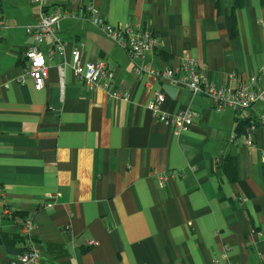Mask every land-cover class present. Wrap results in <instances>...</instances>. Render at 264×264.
I'll use <instances>...</instances> for the list:
<instances>
[{"label":"crops","instance_id":"obj_1","mask_svg":"<svg viewBox=\"0 0 264 264\" xmlns=\"http://www.w3.org/2000/svg\"><path fill=\"white\" fill-rule=\"evenodd\" d=\"M45 3L62 14L65 48L51 57V41L40 46L48 75L36 90L18 79L38 5L0 0V210L12 211L0 216V264L19 256L26 216L37 264H264V126L252 148L237 130L264 113V100L236 114L184 85L138 76L128 52L80 15L92 5L115 28H149L158 43L146 67L192 58L211 83L235 88L264 62V0ZM79 44L82 61L103 60L126 98L89 90L73 74ZM158 92L162 112L201 118L174 134L152 116ZM230 155L234 176L223 166Z\"/></svg>","mask_w":264,"mask_h":264},{"label":"built area","instance_id":"obj_2","mask_svg":"<svg viewBox=\"0 0 264 264\" xmlns=\"http://www.w3.org/2000/svg\"><path fill=\"white\" fill-rule=\"evenodd\" d=\"M33 1L37 3L39 8L38 17L34 24L25 26V33L31 38L33 45L25 53L23 69L18 81L23 82L27 78H31L34 88L40 90L44 86L48 75L45 56L40 50V46L48 40L51 41L52 47L49 55L52 57L55 54L63 53L65 42L58 36L62 18L60 11L57 9L48 11L46 0ZM80 15L128 52L133 63V72L138 76L149 74L158 79L184 85L191 94H201L208 97L215 109L221 110L228 107L236 114H243L255 102L264 100V62L235 88L215 85L207 79L203 66H200L192 58L185 59L176 66L155 68L143 65L142 60L147 54L153 52L158 43L157 38L149 28L131 25L115 28L108 24L92 5L81 8ZM81 49L82 44L74 47L70 68L82 84L89 90L102 89L108 96L113 98H126L128 95L126 91L119 92L115 89L114 72L107 67L106 63L103 60L83 62ZM59 69L62 76L64 66L59 67ZM163 101L164 95L158 92L149 104V108L152 111L154 120L171 128L174 134H180L187 130L201 118L199 112L188 108L175 113L162 112L160 106ZM261 125L264 126V113L248 118V126L244 134V143L248 148L254 146V132ZM163 178L164 176H159V180H163ZM0 216L12 217L11 209L8 206H3L0 210ZM20 228L24 237L22 249L19 256L11 259L8 264H37L39 251L36 249L32 237L34 228L32 217L26 216L21 219ZM258 235L264 238V234L259 232ZM94 243L93 240H89L87 246Z\"/></svg>","mask_w":264,"mask_h":264},{"label":"trees","instance_id":"obj_3","mask_svg":"<svg viewBox=\"0 0 264 264\" xmlns=\"http://www.w3.org/2000/svg\"><path fill=\"white\" fill-rule=\"evenodd\" d=\"M241 4H242V0H234V7L240 6ZM247 126H248V120H242L238 122L237 130L242 133L243 131H245ZM223 166L224 168H226V170L229 172L231 176H234L236 165H235V160L233 156L230 155L226 157L223 162ZM21 242L22 244L24 242L23 236H21Z\"/></svg>","mask_w":264,"mask_h":264}]
</instances>
